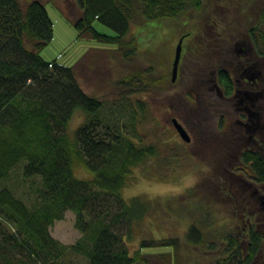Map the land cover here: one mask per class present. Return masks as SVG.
I'll list each match as a JSON object with an SVG mask.
<instances>
[{
	"label": "trees",
	"instance_id": "obj_1",
	"mask_svg": "<svg viewBox=\"0 0 264 264\" xmlns=\"http://www.w3.org/2000/svg\"><path fill=\"white\" fill-rule=\"evenodd\" d=\"M73 1L80 12L71 21L78 38L129 47L123 55L128 61L136 51L135 39L124 43L132 24L175 20L198 9L202 0ZM95 22L114 36L99 34ZM248 36L257 59H264V9ZM52 37V22L40 2L22 7L19 0H0V264H65L70 255L85 258L86 264H151L154 256L165 264H183L182 242L200 253L224 244L222 264H264V230L254 226L240 243L229 233L206 236L191 224L184 241L143 239L130 254L127 242L151 206L137 197L126 202L121 191L133 170L155 158L157 149L142 145L120 118L106 112L103 101L85 94L73 68L42 59L40 52ZM136 78L128 76L119 84L138 93ZM75 113L82 121L69 134ZM135 121L132 117V128ZM240 160L264 188V144L244 150ZM79 170L88 179L79 178ZM66 212L74 215L80 234L71 246L49 231Z\"/></svg>",
	"mask_w": 264,
	"mask_h": 264
},
{
	"label": "rangeland",
	"instance_id": "obj_2",
	"mask_svg": "<svg viewBox=\"0 0 264 264\" xmlns=\"http://www.w3.org/2000/svg\"><path fill=\"white\" fill-rule=\"evenodd\" d=\"M28 1L33 0H19L22 7ZM34 1L45 7L53 25V37L40 52L42 59L73 68L85 94L103 101L106 112L120 118L142 145L157 149V156L135 168L121 191L124 201L137 197L151 206L127 242L130 254L138 250L143 239L173 237L184 241L191 224L206 236L229 233L240 243L246 242L251 226L262 233L264 222L259 211L262 209L254 204L252 189L238 183L237 171L230 168L244 150L253 147L241 145L239 141L226 149L223 139L208 137L212 124L202 113L199 84L209 43L219 48L227 47L233 40L243 42L245 46H237V50H242L237 53V62L243 58L255 61L257 69L264 72V59L255 58L248 36V30L264 9V0H202L198 9H189L175 20L132 24L124 43L135 39L136 51L129 55L128 61L123 55L129 47L106 46L78 38L71 21L80 12L73 0ZM93 28L99 34L114 36L99 23L95 22ZM181 36L186 38L182 40L180 71L171 83L172 62ZM213 58L216 63L217 56ZM128 76L138 77L140 92L119 84ZM132 117L138 120L133 128L129 124ZM172 119L187 132L189 143L180 139ZM81 121L82 115L75 113L68 133L72 134ZM258 141L257 145L264 144V138ZM75 174L88 179L83 170ZM49 231L66 246L80 238L71 212H66L62 221L54 222ZM181 244L183 264H222L225 258L224 244L218 243L215 251L206 253ZM150 261L151 264L166 263L156 256L150 257ZM64 262L86 264V259L70 255Z\"/></svg>",
	"mask_w": 264,
	"mask_h": 264
},
{
	"label": "flooded vegetation",
	"instance_id": "obj_3",
	"mask_svg": "<svg viewBox=\"0 0 264 264\" xmlns=\"http://www.w3.org/2000/svg\"><path fill=\"white\" fill-rule=\"evenodd\" d=\"M238 45L245 46L237 40H233L227 47L219 48L211 47L209 43L199 84L202 113L205 114L206 121L212 124L207 132L208 137L223 139L226 149L237 145L239 141L241 145L257 147L258 139L264 138V72L257 69L255 61L243 58V61L237 62V53L242 52L237 50ZM215 56L216 63L213 58ZM255 58L257 59L256 55ZM181 61L182 55L177 75ZM185 67L187 69V65ZM236 161L230 168L237 171L238 183L252 189L250 195L255 205L259 207L260 201L263 205L264 188L258 186L247 173L240 155Z\"/></svg>",
	"mask_w": 264,
	"mask_h": 264
},
{
	"label": "water",
	"instance_id": "obj_4",
	"mask_svg": "<svg viewBox=\"0 0 264 264\" xmlns=\"http://www.w3.org/2000/svg\"><path fill=\"white\" fill-rule=\"evenodd\" d=\"M181 48H182V38L179 40L176 46V49H175V53H174V59H173L172 68H171V78H170L171 83H174L177 78L178 64H179V60L181 56ZM172 125L174 129L176 130L180 139L185 143H189L190 139H189L188 134L175 119L172 120Z\"/></svg>",
	"mask_w": 264,
	"mask_h": 264
}]
</instances>
